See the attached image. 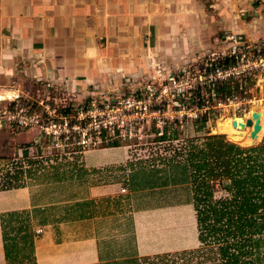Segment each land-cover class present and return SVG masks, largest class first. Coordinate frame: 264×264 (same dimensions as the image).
I'll list each match as a JSON object with an SVG mask.
<instances>
[{
    "label": "crops",
    "instance_id": "0c3cea01",
    "mask_svg": "<svg viewBox=\"0 0 264 264\" xmlns=\"http://www.w3.org/2000/svg\"><path fill=\"white\" fill-rule=\"evenodd\" d=\"M230 33L264 37V0H0V94L116 91L226 51ZM36 136L0 128V264H167L211 244L189 147L176 160L146 159L150 144L61 155Z\"/></svg>",
    "mask_w": 264,
    "mask_h": 264
},
{
    "label": "built area",
    "instance_id": "2783aa9c",
    "mask_svg": "<svg viewBox=\"0 0 264 264\" xmlns=\"http://www.w3.org/2000/svg\"><path fill=\"white\" fill-rule=\"evenodd\" d=\"M225 41L224 52L121 90H94L82 97L79 90L41 83L33 95L13 91L0 100V128L36 129L41 150L72 155L119 143L167 141L185 116H246L257 100L255 90H264V37L230 33Z\"/></svg>",
    "mask_w": 264,
    "mask_h": 264
},
{
    "label": "trees",
    "instance_id": "16d2710c",
    "mask_svg": "<svg viewBox=\"0 0 264 264\" xmlns=\"http://www.w3.org/2000/svg\"><path fill=\"white\" fill-rule=\"evenodd\" d=\"M194 140H190L186 158L193 169L201 239L211 244L173 254L178 259L167 264H179L186 256L183 264H264L260 256L264 242V145L243 148L222 134L207 135L201 144ZM218 181L227 196L217 197ZM4 236L8 241L6 230ZM247 242L253 243L257 255L246 262L240 250ZM12 248L7 242V258L11 260ZM197 256L199 260L194 263ZM159 258L169 259L168 255Z\"/></svg>",
    "mask_w": 264,
    "mask_h": 264
},
{
    "label": "rangeland",
    "instance_id": "374dc122",
    "mask_svg": "<svg viewBox=\"0 0 264 264\" xmlns=\"http://www.w3.org/2000/svg\"><path fill=\"white\" fill-rule=\"evenodd\" d=\"M168 72V71H167ZM144 80H140L138 82H126L127 86L131 85V86H135V85H141L142 82ZM37 85H40V82L37 83ZM93 86V85H92ZM91 86V87H92ZM127 86L121 87L123 88H127ZM31 88H33V90H31ZM40 88V87H36V86H27L26 88H24L22 91L24 93V95H33L35 94L36 90ZM121 88H116L121 90ZM61 89L65 92H75L76 90H79V95L80 96H85L88 97L90 94L93 93L94 90H92V88H90L89 86L86 88H80L77 89L76 87L73 89H70L69 86L65 87H61ZM115 89V88H114ZM256 96V99H263L264 98V90H255V92L253 93ZM78 96V97H80ZM82 96V97H83ZM219 113H212L209 116H206L204 118H195V117H188L185 116L183 118V122L182 123H178L176 129H175V134L169 138L167 141H161V142H156L158 144H162L161 147H157L154 148L156 145H154L155 142H149L147 143V141L151 140L148 139L147 141H145L146 145H149L151 147H145V149L142 151V154L145 155L146 159L149 158H160L162 157H167V158H172V159H178V157L180 156H184L188 150V147L190 148V140H194L197 143L201 144V142L204 141V137L207 135H211V134H222L226 137V139L230 142H235L238 146H241L243 148H250V147H256V146H260V145H264V140H262L261 142H258L257 144L251 145V146H245V145H241L238 142H236L235 140H233L232 138H230L228 136V134L226 133H236L237 131L235 130V127L232 125V118L231 119H226L224 120V122H219L218 121L222 120ZM206 119V120H204ZM203 121L205 122L204 126L202 128H200V126H202ZM197 139V140H196ZM123 144V143H120ZM143 144H141L142 146ZM142 148V147H141ZM186 156V155H185ZM161 157V158H162ZM9 167L5 168L4 170H2V175L7 172V169ZM218 189V193H217V197H225L227 196V191L222 187L221 182H216ZM262 211V210H260ZM239 238H236L235 242H239ZM244 243V242H243ZM242 243V250H240L241 252V256L242 258H245V261H249V260H254L256 258L257 252L255 250V247L253 245V243H248L246 245H243ZM260 256L262 258H264V242L262 243V245L260 246ZM199 260V257H195L194 258V263L197 262ZM244 260V259H243ZM166 261L161 262L160 264H165ZM148 264V263H147ZM191 264V262H190Z\"/></svg>",
    "mask_w": 264,
    "mask_h": 264
},
{
    "label": "bare ground",
    "instance_id": "6f19581e",
    "mask_svg": "<svg viewBox=\"0 0 264 264\" xmlns=\"http://www.w3.org/2000/svg\"><path fill=\"white\" fill-rule=\"evenodd\" d=\"M13 95L14 94L10 92L2 93L0 94V99L2 100L4 97H12ZM257 115L260 117V130L255 132V126L258 124ZM231 118L232 125L235 127L237 132L226 133L230 138L245 146H251L261 141L264 135V102L261 99H257L254 102L251 110L246 114V116H223V118H221L222 120H219L218 123ZM247 118H251L253 120L252 125H246L245 121Z\"/></svg>",
    "mask_w": 264,
    "mask_h": 264
},
{
    "label": "water",
    "instance_id": "95a60500",
    "mask_svg": "<svg viewBox=\"0 0 264 264\" xmlns=\"http://www.w3.org/2000/svg\"><path fill=\"white\" fill-rule=\"evenodd\" d=\"M259 121H260V117H259V115H257V122H258V124H256V126H255V132H257L258 130H260ZM235 124H236V122H235ZM252 124H253V120L251 118H247V125H252ZM242 125H244V124H242Z\"/></svg>",
    "mask_w": 264,
    "mask_h": 264
}]
</instances>
